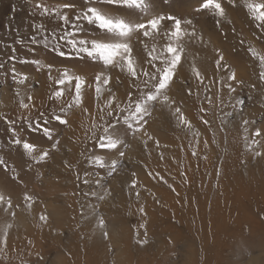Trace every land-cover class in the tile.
Masks as SVG:
<instances>
[{"label":"rangeland","instance_id":"374dc122","mask_svg":"<svg viewBox=\"0 0 264 264\" xmlns=\"http://www.w3.org/2000/svg\"><path fill=\"white\" fill-rule=\"evenodd\" d=\"M205 2L149 0L153 11L148 16L138 10L109 6L102 0H0V195L12 205L9 208L7 203L0 204V241L5 243H0V264H264V204H258L251 195L239 204L244 212L230 211L229 199L216 196L221 190L217 189L218 182L221 187L225 182L222 168L231 155L238 148L242 154L247 148L251 153L264 146V80L260 79L264 61L251 47L255 45L264 55V21L256 20L245 7L246 2L264 0H215L224 9L223 17L201 9ZM37 5L59 9L61 15L67 16V22L56 15H41ZM88 7L134 22L147 23L150 18L164 17L155 37H133L137 77L86 55L77 56L60 40L66 32H74L77 40L104 38L105 33L94 26L75 20ZM168 17L181 21L182 33L195 35L170 38L175 23ZM188 20L191 24L185 23ZM77 23L82 31H75ZM36 26H41L42 31ZM45 36L49 41L55 40L58 50L44 41ZM206 40H213L220 57L224 56L220 67L211 68L210 75L184 72V66L197 64L207 52L210 42L207 44ZM169 44L183 48L176 73H184L182 82L174 76L167 92L169 100L182 114L192 110L193 101L198 103L204 109H197L202 116L196 110L193 117L195 113L199 116L212 139V148L204 152L203 159L211 155L205 170L198 157L186 165L193 178H198L197 184L180 181L186 163L184 154L179 170L172 167L170 174L150 173L145 164H155L157 160L147 158L141 168L129 158L133 142L148 132L161 105L156 103L149 109L151 115L145 118L146 124L141 125L134 118L135 106L145 103L156 84L143 72L152 75L165 67L162 60ZM57 51L66 55L60 56ZM153 56L161 59L153 60ZM65 72L84 80L79 104H74L76 81L58 83ZM236 72L242 73L239 81L220 83L222 77ZM51 75L55 79L49 89L36 97ZM97 76L107 77L108 85L97 81ZM59 90L64 92L56 97ZM20 102L29 104V108L21 107ZM58 116L68 123H60ZM244 121L249 122L246 125ZM36 122L46 126L51 135L37 131L33 126ZM232 131L240 138L236 151L229 150ZM257 131L262 134L256 136ZM111 138L122 142L118 151L100 147ZM15 139H20L21 145H16ZM23 142L34 145L36 151L29 155L22 148ZM43 152L49 156L39 161ZM263 158L264 155L260 161ZM96 160L104 161L105 167L94 163ZM113 161L119 164L116 173L108 167ZM255 165L256 159L239 163L243 172ZM138 174L143 176L136 180ZM133 179L137 185L129 188ZM228 191L234 195L238 189ZM158 194H172L173 206L152 204L164 199ZM41 216L47 219L41 220ZM101 218L103 228L99 225Z\"/></svg>","mask_w":264,"mask_h":264},{"label":"snow or ice","instance_id":"6c2138e0","mask_svg":"<svg viewBox=\"0 0 264 264\" xmlns=\"http://www.w3.org/2000/svg\"><path fill=\"white\" fill-rule=\"evenodd\" d=\"M88 2H101V0H88ZM102 2L106 3L109 6L121 7L125 9L138 10L139 14H147L151 16L153 9L150 7L149 0H102ZM231 3L232 0H229ZM65 8L70 7L69 5H64ZM245 7L249 10L252 16L256 20L264 21V3H256L253 4L251 2H246ZM37 8H41V15H56L59 16L61 21L67 22V16L61 15L59 9H49L47 7H42L41 5H37ZM201 9H206L213 11L217 17H223L225 15L224 9L221 6V3L215 2V0H206L205 3L201 5ZM201 9H197L200 11ZM164 17H156L148 19L147 23L143 22H134L131 20H126L123 18H117L108 15L107 13L101 11L95 7H88L87 10L83 13L78 14L75 17L76 21H84L88 25L94 26L100 32L105 33L104 38L97 40H87V39H79L75 38L74 32H66L64 35L60 37V40L68 45L73 51V53L77 56L83 54L92 60H100L105 65L110 66L111 68H120L122 71L126 70L128 75L135 78L137 77V68L135 67V60L132 56L133 46L132 41L133 37L139 34H142L143 37H155L158 33L161 22ZM167 19L174 20L175 30L170 33V38L176 37L179 38L181 35H195V33H182L181 32V21L175 19L174 17H168ZM186 24H191V21H185ZM40 31H42L41 26H36ZM83 29L80 27V24L77 23L75 25V31L79 32ZM71 37V39L69 38ZM44 41L49 44L53 49L58 50L59 45L55 42V40L49 41L47 36L44 37ZM35 37H33V43H36ZM141 43L143 41L141 40ZM155 51V49H153ZM167 56L163 58L162 63L165 65L163 68L156 69V74L150 75L149 72H143L145 77L150 76L151 80L156 81L154 86L153 94L147 95L145 97V103L143 105L137 104L134 108V118L139 120L142 124H146V117L151 115L150 108L154 107L156 103H160L162 105H167L171 107V103L169 100V96L167 92L170 88L171 83L173 82L174 75L176 74L177 66L181 63V52L183 48L173 47L171 44L165 49ZM57 54L60 56H65L66 52L57 51ZM72 53H68L71 55ZM151 56L152 54L149 53ZM14 59V57H13ZM153 60H160L161 57L153 56ZM223 57L216 61L217 65H221V61ZM2 67V66H0ZM199 75V74H197ZM13 77H15V72L13 71ZM76 81L75 89H76V97L74 104H79L80 102V94L84 86V80L80 76H70L68 73H63L61 79L59 80V84L63 85L67 81L70 83L72 80ZM229 80H235L236 77L233 74L228 77ZM261 80H264V72L261 73ZM96 80L103 83L104 85H108L109 80L107 77L97 76ZM23 83V80L20 81ZM230 90L231 87L229 86ZM99 92L100 89L97 88ZM56 97H60L62 93L60 91L55 92ZM31 99V97H29ZM237 103H243L242 101H238ZM21 107L29 108V104H22ZM175 113H179L180 116L178 118V122L180 124L187 126V121H185L183 114L181 113V109L179 107L175 108ZM111 115V113H109ZM231 115V113L229 114ZM56 119L63 124H67L68 121L66 119H61L59 116ZM205 123H207L205 121ZM245 124L248 121L244 122ZM37 131H41L45 136L51 135L50 130L43 125H40L38 122L33 125ZM141 127L138 126L137 131H140ZM107 131V129H106ZM256 136H260L261 133L257 131L255 133ZM149 140L152 139L151 136L148 137ZM103 139V138H100ZM14 143L16 145H21L20 139H15ZM121 141L118 138L106 139L104 143L100 144L101 148H106L109 150H119L121 146ZM22 148L29 154L32 155L36 151V147L29 142H23ZM120 156H123V152H119ZM256 156H260V152L255 153ZM49 156L48 152H43V154L38 156L39 161H44ZM33 159H37V157H33ZM3 163V162H0ZM94 163L98 164L100 167H105V162L101 160H96ZM110 171L112 173H116L119 167L118 161H113L108 165ZM135 187V184H133ZM26 199H31L30 197H25ZM103 199V197H101ZM7 203L8 207L11 208L10 201H5L3 195H0V204ZM143 212V208L140 209ZM41 220H46L47 217L41 216ZM99 225L101 228L104 227V221L101 218L99 220ZM10 227V225H9ZM105 238H107V233H104ZM3 243V241H0ZM2 250V249H0Z\"/></svg>","mask_w":264,"mask_h":264},{"label":"bare ground","instance_id":"6f19581e","mask_svg":"<svg viewBox=\"0 0 264 264\" xmlns=\"http://www.w3.org/2000/svg\"><path fill=\"white\" fill-rule=\"evenodd\" d=\"M231 15V13H230ZM234 17V16H233ZM232 17V18H233ZM229 19V18H228ZM234 20V19H233ZM235 23V22H234ZM224 25V24H223ZM228 25V24H227ZM226 26V24H225ZM241 31V30H240ZM247 32V31H246ZM245 33V31H244ZM239 34V32H238ZM241 34V33H240ZM246 34V33H245ZM244 35V34H243ZM242 36V35H241ZM245 36V35H244ZM210 37V36H209ZM213 37V36H212ZM216 38V37H215ZM244 38V37H243ZM206 39V38H205ZM209 39V38H208ZM211 40V37L210 39ZM249 41V40H248ZM207 42V40L205 41ZM210 42V41H209ZM207 42V44L209 43ZM213 42V40H212ZM210 42L207 46L209 47L207 52H203V55L201 56L202 59L200 60V62H198L197 64L191 66L189 64L186 65V67L184 66L185 70L184 72L188 73H193V75H197V73H204L206 75V73H210L211 72V68H215L217 65L216 61L219 59L220 55L218 53V49L217 46ZM204 43V42H203ZM246 43V42H245ZM220 45V44H219ZM204 46V47H207ZM258 46V45H257ZM253 47L254 53H258V55L260 54V58L264 61V55L263 53H259L260 51L256 48V46H251ZM259 47V46H258ZM197 48V47H196ZM200 49V48H199ZM203 49V47H202ZM195 50V49H194ZM220 51V50H219ZM263 51V50H262ZM202 52V51H201ZM196 56V55H195ZM147 57V56H146ZM224 57V56H223ZM147 59V58H146ZM198 59V58H197ZM136 61V60H135ZM232 62V61H231ZM263 63V62H262ZM261 63V64H262ZM234 64V63H233ZM137 66V65H136ZM233 66V65H232ZM220 67V66H219ZM138 68V67H137ZM187 68V69H186ZM244 68V67H243ZM238 70V69H237ZM138 71V70H137ZM234 71V70H233ZM263 71H264V66H263ZM121 72V71H120ZM123 72V71H122ZM140 72V71H139ZM240 72V71H239ZM242 72V71H241ZM211 74V73H210ZM209 74V75H210ZM242 74V73H241ZM240 73H235V80H229L228 77L224 78L222 77L221 82L220 80L218 82L220 83H225V82H230V81H239V78L241 79L242 75ZM183 74L179 75V72L176 73L175 76V80L176 78L180 77V81L182 82V77ZM127 76V75H126ZM55 79L54 75H51L49 78L48 82H45V84L43 85V90L40 91L38 93V95L36 97H39L41 94H43L44 90H48L49 85L51 83H53V80ZM174 80V81H175ZM241 81V80H240ZM129 83V82H128ZM235 83V82H234ZM240 83V82H239ZM174 84V83H173ZM127 85V84H126ZM222 85V84H221ZM231 85V84H230ZM250 85V84H248ZM172 87V86H171ZM181 87V86H180ZM75 90V89H74ZM60 92H64L59 90ZM69 93L73 92L71 90H68ZM186 90L184 89L183 92H185ZM181 92V91H180ZM181 94V93H180ZM263 94V93H262ZM81 96V95H80ZM111 100V99H110ZM185 101V100H184ZM171 102V101H170ZM195 101H193V103L190 105V107L192 108V110L189 108L187 111L183 112V117L185 119V121H187V127L186 125L180 124L178 122V118L180 116L179 113H175V106H173V104L171 103V107H168L167 105H160L159 109L156 111L154 119L151 123V126L148 130V132L145 135H138L137 139L133 142V152L132 154L129 155V158L133 159L135 161V163H137V165L139 167L142 168V164L145 163V161L148 159L150 160H157L158 163L155 164H151V163H147L145 164L147 166V168L149 169L151 174H156L159 173V171L164 172V174H170V169H172V167H175L176 169H178L181 166V155L184 154L186 157V163L185 164V169L183 171V173L180 175V181L181 183H185L186 181H190L196 183L198 181V178L194 177L193 178V174L192 171L190 170V167L187 168L186 165L188 164H192L191 163V158H199L198 161H200V167L202 168V170L204 171L206 165L208 164L209 160L211 159V155L207 154L204 157V152L206 150H209L212 148V139L211 137L208 135V129L203 125L202 121L200 120L199 116H197V114L195 113V117H193V112H196L197 109H199L200 111L204 110L201 109L202 107L199 108V104L196 103L194 104ZM23 103L20 102L19 105H22ZM112 106V105H111ZM199 110L198 113L202 116V112H200ZM245 119V118H244ZM246 120V119H245ZM245 122V121H244ZM249 122V121H248ZM251 122V121H250ZM219 124V123H218ZM245 125V124H244ZM243 125V126H244ZM247 125V124H246ZM220 126V125H219ZM217 127V126H216ZM221 128V127H220ZM245 128V127H244ZM247 129V128H246ZM252 129V126H251ZM220 130V129H219ZM221 131V130H220ZM247 131V130H246ZM216 132V131H215ZM222 132V131H221ZM246 133V132H245ZM231 134V133H230ZM262 134V132H261ZM228 135V134H227ZM149 136L152 137L151 140H149ZM216 136V135H215ZM247 137V136H246ZM213 138V137H212ZM216 140V138H215ZM240 138L238 137V134L236 131H232V140H231V144H230V149L232 150V148L235 149L236 151V147L239 144ZM244 140V139H243ZM263 140V139H262ZM218 141V140H217ZM216 141V142H217ZM214 142V141H213ZM230 142V141H228ZM262 143V142H261ZM219 145V144H218ZM237 145V146H236ZM258 145V144H257ZM215 146V144H214ZM217 146V144H216ZM239 147V146H238ZM257 147V146H256ZM216 149V147H215ZM214 150V149H213ZM239 150V148H238ZM236 151L235 153H233L230 157L229 160L226 161V163L224 164L223 169V177H222V181L225 180L223 186L221 187L220 182L219 186H217V189H221L219 192H217L216 196L218 197H226L229 199L230 203V207L231 210H237L239 209V204L242 200H246L248 199L251 195L255 196V198L257 199L258 204L263 205L264 204V161H260L261 156L264 155V146L260 145L258 146L256 149H252L253 151L250 153V149L247 148L245 149V153L240 154L239 151ZM161 151H166L165 153H161ZM170 151V152H168ZM218 152V151H217ZM228 152V151H227ZM256 152H260L261 155L260 156H256L255 153ZM263 154V155H262ZM188 155V156H187ZM210 155V156H209ZM256 159L257 165H255V167H248L246 172H243L240 167H239V163L240 162H249L251 160ZM264 159V158H263ZM193 161V160H192ZM213 161V160H212ZM254 163V162H253ZM223 165V164H222ZM171 166V167H170ZM189 166V165H188ZM194 166V165H193ZM212 167V166H211ZM209 167V168H211ZM198 168V167H197ZM193 169V168H192ZM179 170V169H178ZM244 170V169H243ZM195 171V170H193ZM209 171V170H208ZM200 172V171H199ZM211 172V171H210ZM206 173V172H204ZM221 174V173H220ZM259 174V175H258ZM141 175V174H140ZM175 175V174H174ZM234 175V176H233ZM257 175V177H256ZM143 176V175H142ZM141 176V177H142ZM146 175H144V178ZM176 176V175H175ZM139 176V174L136 176V180L138 178H141ZM166 177V176H165ZM142 179V182H145V179ZM168 178V177H167ZM173 178V176H172ZM159 179V178H158ZM157 179V180H158ZM136 180L134 181V179L132 180V182H130L128 184L129 188H134L133 184H135ZM145 180V181H143ZM148 180V179H147ZM151 180V179H150ZM177 180V179H176ZM159 181V180H158ZM169 181V180H167ZM173 181V180H171ZM179 181V180H178ZM139 182V181H138ZM170 183V182H169ZM141 184V183H140ZM143 184V183H142ZM141 184V185H142ZM197 184V183H196ZM137 185V184H135ZM140 185V186H141ZM164 185V183H163ZM186 185V184H185ZM139 186V185H138ZM183 186V184H182ZM151 187V186H150ZM153 187V186H152ZM151 187V190H152ZM155 187V186H154ZM169 187V186H168ZM198 187V185H197ZM201 187V186H200ZM220 187V188H219ZM149 188V187H148ZM226 188V189H225ZM238 189V191L234 192V195L229 194L228 189ZM155 189V188H154ZM159 189V188H158ZM192 189V188H191ZM205 189V187H204ZM214 189V188H213ZM168 190V189H167ZM193 190V189H192ZM149 191V190H148ZM155 191V190H154ZM202 191V190H201ZM145 192V191H144ZM152 192V191H150ZM156 192V191H155ZM160 192V189H159ZM164 192V190H162L160 193ZM179 192V191H178ZM195 192V191H194ZM204 192V190H203ZM201 192V193H203ZM157 193V192H156ZM183 193V192H182ZM155 194V193H154ZM153 195V194H152ZM166 195V194H165ZM205 195V194H204ZM203 195V196H204ZM159 197H163L162 195L158 194ZM157 196V197H158ZM202 196V195H201ZM202 196V198H203ZM164 199H162V201L159 200H155L152 201V204L156 205L157 207H159L161 205L164 206H168V207H172V201H170V199H172V194L171 195H166L163 197ZM183 199V198H182ZM186 199V196H185ZM173 200V199H172ZM204 200V198H203ZM207 200V199H206ZM219 200V199H218ZM142 201V200H141ZM205 201V200H204ZM138 202V201H137ZM146 202H148L146 200ZM224 202V201H223ZM176 203V202H175ZM125 204V203H124ZM123 204V205H124ZM207 204V203H206ZM254 204V203H253ZM148 205V204H147ZM246 205V204H245ZM257 205V204H256ZM207 206V205H206ZM258 206V205H257ZM119 208V206H117ZM214 207V206H212ZM261 207V206H260ZM152 208V207H151ZM228 207H226V210ZM258 208V207H257ZM264 208V207H263ZM117 209V208H116ZM123 209V208H122ZM157 209V208H156ZM187 209V208H186ZM262 209V208H260ZM124 210V209H123ZM127 210V209H126ZM137 210V209H136ZM140 210V209H139ZM138 210V211H139ZM241 210V209H239ZM125 211V210H124ZM150 211V210H149ZM165 211V210H164ZM210 211V210H209ZM242 212H244V210H241ZM261 211V210H260ZM208 212V211H207ZM264 212V209H263ZM145 213V212H144ZM149 213V212H147ZM166 213V212H165ZM240 214V213H239ZM245 213V217H246ZM143 215V214H142ZM233 216V215H232ZM237 217V216H236ZM243 217V215H242ZM170 218V217H169ZM173 218V217H172ZM160 219V218H159ZM253 219V218H251ZM245 220V219H244ZM167 221V220H166ZM189 222V221H188ZM243 222V221H242ZM192 223V222H191ZM248 223V222H247ZM190 228V227H189ZM16 233V232H15ZM17 235V234H16ZM19 235V234H18ZM20 235H22L20 233ZM15 236V234H14ZM18 239V238H17ZM3 241V240H2ZM5 244V243H3ZM1 252V251H0ZM3 253V252H2ZM145 255V254H144ZM142 256V255H141ZM92 264V263H91Z\"/></svg>","mask_w":264,"mask_h":264}]
</instances>
